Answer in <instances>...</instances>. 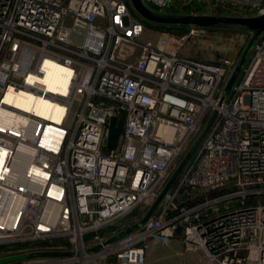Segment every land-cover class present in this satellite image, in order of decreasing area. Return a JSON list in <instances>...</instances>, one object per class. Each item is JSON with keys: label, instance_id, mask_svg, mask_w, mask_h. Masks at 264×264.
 I'll return each instance as SVG.
<instances>
[{"label": "built area", "instance_id": "2783aa9c", "mask_svg": "<svg viewBox=\"0 0 264 264\" xmlns=\"http://www.w3.org/2000/svg\"><path fill=\"white\" fill-rule=\"evenodd\" d=\"M141 1L176 15L206 14L213 0ZM227 1L264 14V0ZM143 19L124 0H0V257L68 252L0 264H145L147 241L174 237L192 211L184 202L208 188L238 204L183 223L184 245L219 264H264V36L221 101L238 59L183 55L203 26L143 40ZM55 66L68 71L63 90L47 87ZM17 92L62 108L61 118L6 99ZM188 153L152 215L109 241Z\"/></svg>", "mask_w": 264, "mask_h": 264}, {"label": "rangeland", "instance_id": "374dc122", "mask_svg": "<svg viewBox=\"0 0 264 264\" xmlns=\"http://www.w3.org/2000/svg\"><path fill=\"white\" fill-rule=\"evenodd\" d=\"M132 15L142 18L140 14L135 10L130 0H124ZM212 9L210 11L204 12L207 15H216V16H231V17H252L254 16L251 12L244 10L243 7L239 5H233L227 0H220L212 2ZM69 24L68 20L65 22ZM187 25H175L170 26L167 29H162L161 31L173 30V31H184ZM160 29L155 28L154 26H147V29L142 33L141 39H154ZM254 36L253 31L235 29V28H222V27H205V32L200 33L193 38H189L184 47L182 48V54L188 57L196 58L200 61H206L214 63L221 56H230L238 61L244 56L243 63L248 61L246 54L251 53V49L248 51L247 47L249 42H251ZM264 36V32H261L254 40ZM250 57V56H249ZM248 58V59H247ZM226 194V191L215 188H208L198 192L197 194L192 195L184 203L186 208L191 212L185 215L186 220H183L178 227L177 233L181 234L183 226L186 223L191 222L192 224L202 225L204 222L208 221L212 215L216 212V209L223 210L226 207L233 208L238 203L234 199L218 198ZM255 198H249V201H254ZM151 206V205H150ZM150 206L147 207V210ZM136 213V210L135 212ZM196 215V216H195ZM128 216V215H126ZM184 223V224H183ZM183 225V226H182ZM176 233V234H177ZM157 240L162 241V238H156ZM170 239V238H169ZM183 242V241H182ZM184 250L190 249L187 248L183 243ZM197 255L200 257L197 258V264H219L217 261H211L208 259L206 253L197 248ZM28 254L18 253L14 255H6L0 257V262L9 261L13 259H22L26 258ZM112 264L117 263V261L109 257L102 261L100 264Z\"/></svg>", "mask_w": 264, "mask_h": 264}, {"label": "water", "instance_id": "95a60500", "mask_svg": "<svg viewBox=\"0 0 264 264\" xmlns=\"http://www.w3.org/2000/svg\"><path fill=\"white\" fill-rule=\"evenodd\" d=\"M131 4L135 10L140 14L145 20L155 22V23H165V24H175V25H198L203 27H222V28H235L253 31L254 36L249 42L247 50L250 48L252 41L257 37L261 32H264V14L252 17H231V16H216V15H207V14H176V15H160L152 12L141 0H130ZM244 56L241 57L231 75L229 76L223 92L221 94V101L228 95L233 83L237 79L242 65H243ZM119 133V122L116 121L115 117L111 118L110 132L107 140V148L112 149L115 147L117 142V137ZM190 153H188L178 164L174 172L171 174L170 178L166 182L165 186L162 188L158 196L155 198L151 206L148 208L146 213L131 227L126 228L119 233L115 234L109 241L114 240L115 238L121 236L122 234L139 227L144 223L154 212L157 205L160 203L165 193L180 173L181 169L188 161ZM68 254V252H58V251H46V252H37L29 254L27 257H33L37 255H61Z\"/></svg>", "mask_w": 264, "mask_h": 264}, {"label": "crops", "instance_id": "0c3cea01", "mask_svg": "<svg viewBox=\"0 0 264 264\" xmlns=\"http://www.w3.org/2000/svg\"><path fill=\"white\" fill-rule=\"evenodd\" d=\"M198 257L197 249L184 250L182 236L178 233L170 239L151 238L146 243L145 264H197Z\"/></svg>", "mask_w": 264, "mask_h": 264}, {"label": "bare ground", "instance_id": "6f19581e", "mask_svg": "<svg viewBox=\"0 0 264 264\" xmlns=\"http://www.w3.org/2000/svg\"><path fill=\"white\" fill-rule=\"evenodd\" d=\"M62 70L65 71V69L55 66L46 73L45 81L47 83V87L51 90L59 89L58 85L60 86L61 90L64 89L63 87L67 81L68 71L67 74H60ZM5 97L7 100L27 110H33L37 114L51 119L59 120L63 112L62 108L50 104L45 99L34 97L30 93L17 92L15 95L8 93Z\"/></svg>", "mask_w": 264, "mask_h": 264}, {"label": "trees", "instance_id": "16d2710c", "mask_svg": "<svg viewBox=\"0 0 264 264\" xmlns=\"http://www.w3.org/2000/svg\"><path fill=\"white\" fill-rule=\"evenodd\" d=\"M143 21L146 24V26H154L155 28H158L160 30L167 29L170 26H173V24L155 23V22H151V21H148V20H145V19H143ZM250 54L251 53H248V54H246V56L249 58ZM142 209H145V207H143V208H142V206L136 207L133 211H131L129 214H127L128 216H125L123 218V222H125L127 224L132 223L135 219H137V218H139L141 216V210ZM135 210H136V213H134Z\"/></svg>", "mask_w": 264, "mask_h": 264}]
</instances>
